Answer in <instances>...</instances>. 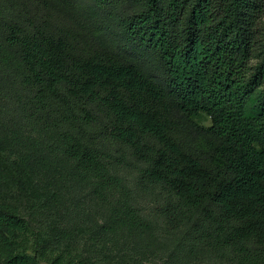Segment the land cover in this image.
Listing matches in <instances>:
<instances>
[{"label":"trees","instance_id":"obj_1","mask_svg":"<svg viewBox=\"0 0 264 264\" xmlns=\"http://www.w3.org/2000/svg\"><path fill=\"white\" fill-rule=\"evenodd\" d=\"M115 1L0 0V264H264V0Z\"/></svg>","mask_w":264,"mask_h":264},{"label":"rangeland","instance_id":"obj_2","mask_svg":"<svg viewBox=\"0 0 264 264\" xmlns=\"http://www.w3.org/2000/svg\"><path fill=\"white\" fill-rule=\"evenodd\" d=\"M95 10V16L101 20L103 24L104 32L112 30V33H106V37L111 34L118 33L117 29V19L122 14L134 12L136 9V3L130 1H115L111 6H107L106 9L97 11L95 0H78L77 14L87 13L88 11ZM79 16V15H78ZM80 17V16H79ZM104 20V23H103ZM264 26V19H263ZM148 66H156L155 62L147 64ZM200 124L208 126L210 125V118L206 115H201L197 120ZM104 150L108 152L111 156L120 158L124 156L127 160V165L115 166V173H117L124 181V183L136 194L137 207L143 213L145 217L151 220L154 224L159 225L163 228L164 219L156 215V210L158 207L163 206L168 202L167 195L160 189L155 190L150 193H143L137 187L138 170L142 167L141 164L136 162L130 157L129 153L125 151L122 147L117 144H105ZM74 202H88L87 195L83 194L82 191H75L70 195ZM91 209L94 212L92 217V222H96L102 216V212L91 205Z\"/></svg>","mask_w":264,"mask_h":264}]
</instances>
